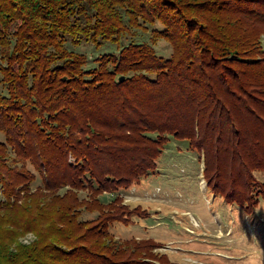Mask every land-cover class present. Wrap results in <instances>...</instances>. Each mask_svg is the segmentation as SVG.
Instances as JSON below:
<instances>
[{"label": "trees", "instance_id": "16d2710c", "mask_svg": "<svg viewBox=\"0 0 264 264\" xmlns=\"http://www.w3.org/2000/svg\"><path fill=\"white\" fill-rule=\"evenodd\" d=\"M261 35L264 0H0V264H176L152 239H115L109 225L145 214L101 199L153 171L168 135L201 153L207 189L253 213ZM83 43L116 51L86 68L66 46ZM25 233L34 241L18 243Z\"/></svg>", "mask_w": 264, "mask_h": 264}, {"label": "rangeland", "instance_id": "374dc122", "mask_svg": "<svg viewBox=\"0 0 264 264\" xmlns=\"http://www.w3.org/2000/svg\"><path fill=\"white\" fill-rule=\"evenodd\" d=\"M133 32L131 39L151 41L149 32ZM260 40L264 48V35ZM66 46L87 56L86 68L95 66L94 59L99 54L116 51L111 43L100 49L90 43ZM154 48L164 58L171 53L170 45L162 39ZM3 140L0 132V141ZM68 160L74 161L71 156ZM27 167L34 171L30 165ZM202 169L201 153L192 149L187 140L168 135L153 171L127 188L102 194L103 201L119 197L128 209L139 207L145 214L133 210L126 216L129 222H114L109 232L119 240L152 239L160 246L151 252L165 254L176 264H264V201L258 202L253 213H245L242 207L228 204L206 188ZM34 173L32 188L41 184L38 173ZM254 175L264 181V172ZM81 215L90 220L97 213L83 211ZM34 239V234L25 233L17 241L27 245Z\"/></svg>", "mask_w": 264, "mask_h": 264}, {"label": "water", "instance_id": "95a60500", "mask_svg": "<svg viewBox=\"0 0 264 264\" xmlns=\"http://www.w3.org/2000/svg\"><path fill=\"white\" fill-rule=\"evenodd\" d=\"M125 79V76L121 75L118 79L119 82H122Z\"/></svg>", "mask_w": 264, "mask_h": 264}]
</instances>
